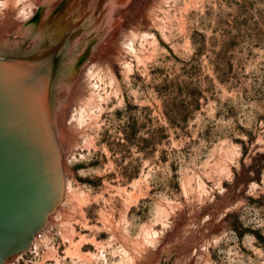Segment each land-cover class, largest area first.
<instances>
[{"label": "rangeland", "instance_id": "rangeland-1", "mask_svg": "<svg viewBox=\"0 0 264 264\" xmlns=\"http://www.w3.org/2000/svg\"><path fill=\"white\" fill-rule=\"evenodd\" d=\"M133 3L0 0V57L54 53L63 175L3 264H264V0Z\"/></svg>", "mask_w": 264, "mask_h": 264}, {"label": "water", "instance_id": "water-1", "mask_svg": "<svg viewBox=\"0 0 264 264\" xmlns=\"http://www.w3.org/2000/svg\"><path fill=\"white\" fill-rule=\"evenodd\" d=\"M53 54L0 57V264L28 247L62 198L49 117Z\"/></svg>", "mask_w": 264, "mask_h": 264}, {"label": "trees", "instance_id": "trees-1", "mask_svg": "<svg viewBox=\"0 0 264 264\" xmlns=\"http://www.w3.org/2000/svg\"><path fill=\"white\" fill-rule=\"evenodd\" d=\"M169 101H171V100H169ZM178 107H179V110L188 111V112L180 118H173L172 119V118H168L167 116L166 117H167L168 123L171 126L181 128L183 126V124H185L187 119H188V115H189L188 113H191L192 110H195L198 107L197 100L192 98V100H190L186 104H183V103L179 104ZM162 133H163L162 128L156 129L154 144H159L162 141V139H163V136L161 135Z\"/></svg>", "mask_w": 264, "mask_h": 264}, {"label": "bare ground", "instance_id": "bare-ground-1", "mask_svg": "<svg viewBox=\"0 0 264 264\" xmlns=\"http://www.w3.org/2000/svg\"><path fill=\"white\" fill-rule=\"evenodd\" d=\"M36 1V0H35ZM119 1H124V2H136L138 0H117ZM134 4V3H133ZM130 6V5H129ZM57 68V67H56ZM52 218V217H51ZM50 227V226H49ZM50 229V228H49ZM48 233V226H45L42 230H40L37 234L34 235L33 239H32V246H35L39 241L43 240L45 238L46 235Z\"/></svg>", "mask_w": 264, "mask_h": 264}]
</instances>
